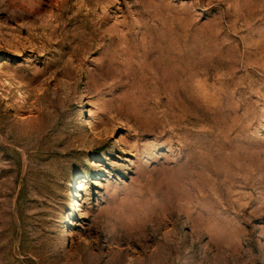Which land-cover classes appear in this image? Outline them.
<instances>
[{
  "label": "rangeland",
  "instance_id": "obj_1",
  "mask_svg": "<svg viewBox=\"0 0 264 264\" xmlns=\"http://www.w3.org/2000/svg\"><path fill=\"white\" fill-rule=\"evenodd\" d=\"M0 264H264V0H0Z\"/></svg>",
  "mask_w": 264,
  "mask_h": 264
}]
</instances>
